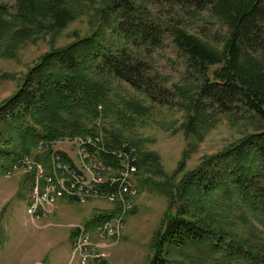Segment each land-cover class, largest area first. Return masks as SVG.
Returning a JSON list of instances; mask_svg holds the SVG:
<instances>
[{
	"label": "trees",
	"instance_id": "trees-1",
	"mask_svg": "<svg viewBox=\"0 0 264 264\" xmlns=\"http://www.w3.org/2000/svg\"><path fill=\"white\" fill-rule=\"evenodd\" d=\"M94 2L16 0L13 12L0 4V58H13L19 48L46 35L53 38L82 15L85 4ZM205 11L226 25L221 41L204 40L179 21H204ZM98 12L95 31L42 55L18 90L1 103L0 142L18 145L6 171L20 154L33 156L42 143L43 153L34 158L50 172L55 142L97 133L90 125L100 117L98 106L104 114L119 107L122 117L148 111L133 98H121V106L114 105L111 83L143 94L150 107L166 105L184 113V133L193 142L183 159L214 126L211 110L230 115L242 106L251 116L240 119L264 121V0H110ZM165 36L196 81L186 79L167 87L169 79L151 75L141 50L159 47ZM214 66L219 68L209 72ZM170 96L178 99L168 101ZM257 128L175 182L172 179L184 161L165 180L155 182L152 177L164 175L158 156L134 146L137 196L152 189L163 191L167 199L165 221L151 239L147 264H264V241L252 229V219L264 226V127ZM106 134L107 148L124 143L115 133ZM1 153L5 154L0 149ZM30 190L29 176L19 185V197L28 198ZM111 215L101 212L92 222L98 224ZM239 223L252 230L250 238L233 230ZM176 254L182 255L179 263Z\"/></svg>",
	"mask_w": 264,
	"mask_h": 264
},
{
	"label": "rangeland",
	"instance_id": "rangeland-1",
	"mask_svg": "<svg viewBox=\"0 0 264 264\" xmlns=\"http://www.w3.org/2000/svg\"><path fill=\"white\" fill-rule=\"evenodd\" d=\"M109 1L95 0L89 6L85 4L87 6L82 15L53 38L46 35L39 38L35 43L19 48L16 51L15 57L0 58V105L18 90L27 71L37 63L42 55L51 49L65 47L95 31L100 21L98 9L108 4ZM0 4L13 12L16 0H0ZM174 18L176 19V17ZM202 19L204 21L189 24H186L185 22L187 21L185 20L179 21L184 23L183 26L188 28L193 34L200 36L204 40L209 42L221 41L227 31L226 25L219 19L210 17L206 11L202 14ZM143 50H141V53L148 61L147 67L148 65L150 66L148 68L151 75L157 73L169 79L167 87H170V84L184 82L186 79L196 81L195 77L186 72L184 57L178 53L170 37L165 36L162 45L159 47ZM218 68L219 66L209 67L208 71L212 72ZM124 97L126 99L133 98L137 101L139 100L144 107L149 108L148 111L143 115H129L127 113L125 117H122L119 107H111L104 114L101 111V106H98L100 117L93 120L90 128L94 126L95 132L101 134L104 139V136H107V131L113 132L124 143H129L132 147L136 145L140 152L157 155L159 158L157 159L159 168L164 175L152 177L155 182L165 180V177L177 171L179 163L184 161L183 169L172 179L173 182L178 181L184 172L196 169L206 157L221 153L227 147L234 143L236 144L246 134L256 133L259 129L257 128L258 126L264 127V121L256 117L252 119V123H248L249 120L240 119L243 115L251 116L244 111L242 106H240L236 114L230 115L217 114L214 110H211L210 114L215 119L214 126L207 131L202 141L196 143V149L192 153H189L186 159H183L185 149H187L188 144L193 142V138L187 137L184 133V126L182 125L184 113L178 109L169 108L166 105L150 107V103L146 101L143 94L124 84L111 83L110 99L113 104L121 106L119 101ZM168 99V101L175 102L178 98L170 96ZM65 139L66 137L62 140ZM2 141L0 142V149L5 154H0V182L7 175L8 170L6 173L5 170L11 162L10 154L13 151L15 152L18 147L17 144L15 145L12 142L9 145L7 142ZM63 142L65 141H62L56 147L60 146L66 152L70 150L68 153L73 155L71 147ZM42 150L38 146L37 150L36 148L34 150V155L43 153ZM8 152L9 155H6ZM34 155L28 156L37 161ZM40 163L38 161V164H35L36 174L27 175L26 171L23 170H13L11 172V177H13L10 181L18 180L17 183L19 185L21 182L28 180L29 176L31 177V193L27 206L26 202L28 198H25L23 200L24 203H19L18 209L15 208L12 211L4 209L5 213L0 215V236L9 235V243L13 240L19 243L17 249L11 248L9 244L4 245L3 249L0 250V264H35L37 262V264H77L70 260L72 241L69 228H75L80 225L76 229L84 227L89 234L93 235L95 233V225L92 222L93 218L101 212H115V202L103 197L87 198L84 202H71L69 200L58 199L56 205L58 206L60 203H63L71 214L66 212L65 215L61 216L60 213L64 212L65 209H58L55 213V209L57 208H53V214L50 216L49 221L40 223V228L37 229V231L44 230V233L33 231L30 226V215L28 213L30 196L35 197L36 194L44 192L45 174L50 173L52 167L50 166V172L46 170L44 172V165ZM49 164L51 165L50 159ZM7 188L9 190L12 189V187ZM136 195L137 193L132 201L129 202L127 210L123 215V221L119 225L117 243L108 244V251L111 253V256L102 264H147L148 260L152 257L151 239L155 232L161 229L164 224L167 199L163 191L160 194L152 189L143 190L138 196ZM17 203L18 201L15 200L9 207H15ZM24 206H26V211ZM24 212H26V218ZM68 223L71 224L67 225ZM252 223L255 235L264 241V226L254 219H252ZM76 229L75 234H77ZM233 230L242 237H251L252 230H249L242 223L233 227ZM46 233H62L64 236L55 242L56 244L45 256H41L39 261H36L37 255H39L36 251L38 246L35 247L33 242L37 241L41 243L47 241L48 237L45 235ZM26 243H28L27 254H25ZM182 253L189 254L190 251L184 250ZM174 260L177 261L176 263H179L183 260L182 255L176 254Z\"/></svg>",
	"mask_w": 264,
	"mask_h": 264
},
{
	"label": "built area",
	"instance_id": "built-area-1",
	"mask_svg": "<svg viewBox=\"0 0 264 264\" xmlns=\"http://www.w3.org/2000/svg\"><path fill=\"white\" fill-rule=\"evenodd\" d=\"M68 144L71 153L63 151L58 144ZM52 145L50 160L52 174H45L44 198L34 202L30 196V226L37 231L40 223L49 221L58 199L71 202L92 198V195L110 197L115 202V212L95 224V233L83 239L75 238V228L71 230V262L77 264H102L111 256L108 244L117 243V227L123 220L128 204L137 193L136 149L126 143L109 149L101 134H91L66 138ZM38 146H44L39 144ZM33 158L21 155L7 172L23 170L26 174H36ZM112 214V213H111ZM68 228V227H67Z\"/></svg>",
	"mask_w": 264,
	"mask_h": 264
},
{
	"label": "crops",
	"instance_id": "crops-1",
	"mask_svg": "<svg viewBox=\"0 0 264 264\" xmlns=\"http://www.w3.org/2000/svg\"><path fill=\"white\" fill-rule=\"evenodd\" d=\"M12 177H10L8 179L3 177L4 179L0 182V215H3L5 213V211H3L4 209L5 210L10 209L9 211L14 210L15 208L18 209L19 203H24L23 200H25V198L19 197V184L17 183L18 180L17 181L16 180L10 181ZM7 187H12V189L9 190ZM29 195H30V193H29ZM15 200L18 201L17 205L15 207H12V208L9 207V205L11 203H13ZM62 200L65 201V199H62ZM28 201H29V196H28V200L26 202V205H27ZM56 208L57 209H55V213L57 212L58 209L59 210H61L62 208L65 209L64 212L60 213L61 216L65 215L66 212H68V214H71V212L69 211L67 206L64 205L63 203H60L58 206L56 205ZM24 209L26 211V206H24ZM24 214H25V218H26V212H24ZM69 224H71V223H68L67 225H69ZM74 225H76V224H74ZM6 227H7V224H6ZM31 229L35 232L44 233V230L36 231L33 228H31ZM70 234H71V230H70ZM45 235L48 237L47 241H43L41 243H39L37 241H35V242L32 241L33 244H35V247L38 246L36 251H37V254H39V255H37L36 261H39V258L41 256H45L50 251V249H52V247L56 244L55 242L59 238H63V236H64L62 233H57V234L46 233ZM69 239H70V235H69ZM5 240H6V242H5ZM20 243H23V242H20ZM8 244L11 246V248L17 249V246L19 243L16 242V240L15 241L13 240L9 243V235L0 236V250L3 249L4 245H8ZM70 249H71V246H70ZM27 250H28V243H26V245H25V254H27ZM37 263H35V264H37Z\"/></svg>",
	"mask_w": 264,
	"mask_h": 264
},
{
	"label": "bare ground",
	"instance_id": "bare-ground-1",
	"mask_svg": "<svg viewBox=\"0 0 264 264\" xmlns=\"http://www.w3.org/2000/svg\"><path fill=\"white\" fill-rule=\"evenodd\" d=\"M37 148H38V146H37ZM37 150V149H36ZM43 151V150H42ZM40 163V162H39ZM40 164H42V163H40ZM45 167H44V172H45ZM7 172V171H6ZM5 172V173H6ZM12 172V171H11ZM35 173H36V171H35ZM48 174H52V167H51V172L50 173H48ZM32 176V175H31ZM31 193V192H30ZM135 196V195H134ZM137 196V195H136ZM92 197H96V198H99V197H103V198H105V199H107V200H109L110 201V197H108V196H103V195H92ZM43 198H44V192L43 193H41V194H36L35 195V197H34V202H42V200H43ZM87 199V198H86ZM86 199H83L81 202H84V200H86ZM28 204V203H27ZM129 205V204H128ZM27 206V205H26ZM28 213H29V215H30V205H29V207H28ZM29 220H30V218H29ZM123 221V220H122ZM121 221V222H122ZM123 224V223H122ZM121 224V225H122ZM120 225V224H119ZM119 225H118V227H117V232L119 231ZM121 227V226H120ZM40 228V227H39ZM38 228V229H39ZM77 230V234H75V238L76 239H83L85 236H87V234H88V232L85 230V228L84 227H80L79 229H76ZM70 251H71V249H70Z\"/></svg>",
	"mask_w": 264,
	"mask_h": 264
}]
</instances>
